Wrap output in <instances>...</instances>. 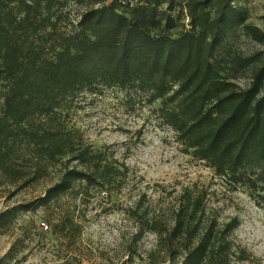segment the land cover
<instances>
[{
  "label": "trees",
  "instance_id": "16d2710c",
  "mask_svg": "<svg viewBox=\"0 0 264 264\" xmlns=\"http://www.w3.org/2000/svg\"><path fill=\"white\" fill-rule=\"evenodd\" d=\"M72 1L87 8L76 31L57 34L51 19ZM100 1L0 0V175L25 186L58 166L57 180L42 196L0 212V229L12 224L16 210L42 206L52 212L64 196L83 199L90 189L122 188L127 166L92 148L68 125L74 99L98 81L147 91L149 102L160 99L162 121L216 175L237 184L264 170V52L230 59L241 69L251 67L245 88L225 78L221 61L214 59L217 46L237 30L264 41L234 0L184 1L179 14L188 18L187 28L182 25L174 37L162 32L175 27L178 16L169 13L173 0L94 6ZM158 3H167V11ZM47 26L51 31L44 38ZM205 196L202 189H182L174 197L170 225L159 209L148 213L140 200L134 207L139 230L164 241L171 264L246 259L244 249L229 239L238 219L217 222L206 210ZM50 233L64 234L74 245L79 227L69 204Z\"/></svg>",
  "mask_w": 264,
  "mask_h": 264
},
{
  "label": "rangeland",
  "instance_id": "374dc122",
  "mask_svg": "<svg viewBox=\"0 0 264 264\" xmlns=\"http://www.w3.org/2000/svg\"><path fill=\"white\" fill-rule=\"evenodd\" d=\"M118 1L126 7V2ZM184 1L173 0L169 13L178 18L174 28L162 29L163 34L174 37L188 23L184 13L179 14ZM111 2L102 0L94 6ZM158 4L167 11V3ZM234 4L241 8L247 23L264 33V0H234ZM86 8L73 1L59 7L51 19L55 32L76 31ZM50 31L47 26L42 32L44 38ZM256 52H264V41L256 43L237 30L217 46L214 59L221 61L225 78L245 88L251 67L241 69L230 59ZM2 101L0 88V107ZM160 107V99L148 101L147 91L120 89L103 81L83 89L68 110V125L78 129L92 148L127 166L124 184L117 192L90 189V196L83 199L64 196L52 212L42 206L16 210L12 224L0 229V264H171L164 241L139 230L132 213L140 200L148 213L159 209L168 223L174 197L184 188L206 192V210L217 222L238 219L229 239L234 247L244 249L246 259L229 264H264V170L249 173L251 182L237 184L216 175L206 162L193 158L177 141L175 132L162 121ZM57 177V165L49 169L47 176L25 186L23 180L13 183L0 175V212L31 203ZM68 204L79 227L72 246L64 234L50 233L51 225ZM41 222L47 230L40 229ZM174 260L179 263L181 257L177 255Z\"/></svg>",
  "mask_w": 264,
  "mask_h": 264
},
{
  "label": "built area",
  "instance_id": "2783aa9c",
  "mask_svg": "<svg viewBox=\"0 0 264 264\" xmlns=\"http://www.w3.org/2000/svg\"><path fill=\"white\" fill-rule=\"evenodd\" d=\"M40 225V229H42V230H47L48 229V226L45 224V223H43V222H41V223H39Z\"/></svg>",
  "mask_w": 264,
  "mask_h": 264
}]
</instances>
